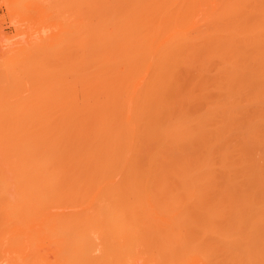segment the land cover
I'll list each match as a JSON object with an SVG mask.
<instances>
[{
    "label": "bare ground",
    "instance_id": "1",
    "mask_svg": "<svg viewBox=\"0 0 264 264\" xmlns=\"http://www.w3.org/2000/svg\"><path fill=\"white\" fill-rule=\"evenodd\" d=\"M54 1L2 59L0 264H264V0Z\"/></svg>",
    "mask_w": 264,
    "mask_h": 264
},
{
    "label": "rangeland",
    "instance_id": "2",
    "mask_svg": "<svg viewBox=\"0 0 264 264\" xmlns=\"http://www.w3.org/2000/svg\"><path fill=\"white\" fill-rule=\"evenodd\" d=\"M35 1L37 0H0V60L6 59V56H10L8 53L18 51L41 34H48V37L60 34L57 31L60 29L56 28L59 27L57 22L61 16L55 1ZM0 63L3 64V60ZM2 66L5 67L4 64L0 65V72ZM4 70L0 73L1 76L5 75L7 69ZM48 250H51L50 247ZM48 250L46 251L50 252Z\"/></svg>",
    "mask_w": 264,
    "mask_h": 264
}]
</instances>
